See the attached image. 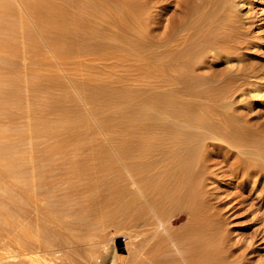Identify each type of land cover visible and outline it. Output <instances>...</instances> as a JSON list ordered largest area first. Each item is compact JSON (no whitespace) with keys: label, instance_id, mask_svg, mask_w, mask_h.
<instances>
[{"label":"rangeland","instance_id":"obj_1","mask_svg":"<svg viewBox=\"0 0 264 264\" xmlns=\"http://www.w3.org/2000/svg\"><path fill=\"white\" fill-rule=\"evenodd\" d=\"M38 1L0 0V264H184L188 254L213 264H264V176L229 170L246 157L242 142L240 148L264 151V0H146L148 26H134L141 34L127 38L134 47L119 50L124 57L117 60L112 47L94 48L114 43L105 35L118 31L96 24L85 12L87 0H66L64 8L62 0L43 2L77 15L76 29L65 19L60 29L50 26L42 12L35 17ZM87 16L99 27L95 34L80 24ZM161 97H170L176 115L190 114L191 128L202 135L195 175L209 196L210 219L200 215L195 248L179 240L189 216L166 199L154 209L158 196L149 203L134 192L116 157L129 137L126 126L120 140L119 105ZM151 133L164 132L143 134ZM51 148L59 150L54 158ZM241 177L247 186L240 190ZM172 234L180 238L170 240Z\"/></svg>","mask_w":264,"mask_h":264},{"label":"bare ground","instance_id":"obj_2","mask_svg":"<svg viewBox=\"0 0 264 264\" xmlns=\"http://www.w3.org/2000/svg\"><path fill=\"white\" fill-rule=\"evenodd\" d=\"M7 1V0H6ZM38 1V0H37ZM40 1V0H39ZM35 3L34 5L37 7H34L37 10L35 17H38L39 12H42V14L44 13L43 16H46L45 19L50 23V26L56 25V27H58L59 29L62 28V19H65L64 23H70L74 28V24H77V21H75L77 19V15L76 17H69L67 16V14L65 13L66 11L63 10L64 6H65V1L63 2L62 0V4L63 8L61 9L60 7H62L61 5H59L57 8L54 6L49 7L47 2L46 4L43 3L44 0H42L41 4H38L40 2ZM52 3L53 0H49ZM84 1V0H83ZM176 1V0H175ZM200 1V0H199ZM203 4H204V0ZM223 1V0H222ZM221 1V2H222ZM50 2V3H51ZM61 2V1H60ZM110 2L112 4H110ZM150 2V1H149ZM177 2V1H176ZM191 2V1H190ZM198 2V1H197ZM29 3V2H28ZM120 3H122L123 5H119ZM147 3L148 1L146 0H98V2L93 1L92 0H87L85 3V7H86V11L87 14L92 17L93 19H96V24L99 22L100 25H103L102 22H104V24L106 23L108 26H110L112 29L116 28L117 30H112L115 31L117 33H113L112 35H105L106 38L111 39L112 41H114V43H109L107 44V42H103L101 43V46H99V43L96 44L94 43V48H100L102 51V47H105V50H107L108 46L109 48H113L112 49V53H114V58L115 55H120L122 56V53L120 54L118 51L119 50H129L131 48V45L133 46L132 41L131 43H129V41H127L128 37L130 36H139L141 33L139 31H137V29H134V26L137 27L136 25H141V26H145L146 22H148V16L143 15V12L147 9H145L147 7ZM213 3V1H212ZM223 3V2H222ZM168 4V3H167ZM196 4V3H195ZM234 4V3H233ZM32 5V4H31ZM52 5V4H51ZM119 5V6H118ZM150 5V4H149ZM148 5V6H149ZM178 5H180V1H178ZM177 5V6H178ZM182 5V3H181ZM180 5V6H181ZM197 5V4H196ZM202 5V4H201ZM200 5V6H201ZM207 5V4H206ZM72 6V5H71ZM183 6V5H182ZM198 6V5H197ZM83 7V6H81ZM176 7V6H175ZM70 8V7H69ZM183 8V7H182ZM186 8V7H185ZM201 8V7H200ZM209 8V7H207ZM226 8V7H224ZM40 9L42 11H40ZM83 9V8H82ZM194 9V8H193ZM197 9V7L195 8ZM222 9V7L220 8ZM67 10V9H66ZM84 10V9H83ZM203 11V8L200 9ZM224 10V9H223ZM31 11V10H30ZM69 11V10H68ZM206 11V9H205ZM76 12V11H75ZM91 12V13H90ZM199 12V11H198ZM219 12V11H218ZM217 12V13H218ZM223 12V11H222ZM221 12V13H222ZM68 13V12H67ZM70 13V12H69ZM82 13V12H80ZM90 13V14H89ZM201 13V12H200ZM229 13V12H228ZM76 14V13H75ZM170 14V13H169ZM186 14V13H185ZM204 14V13H203ZM226 14V12L224 13ZM223 14V15H224ZM72 15V14H71ZM181 15V14H180ZM87 16L84 18H79L80 24H82L81 22L85 23V29L87 30V33H94L98 31V28H95L94 25L90 24L92 19ZM179 17V16H178ZM182 17V16H181ZM42 18V17H41ZM195 18V16H194ZM199 18V17H198ZM202 18V17H201ZM214 18V17H213ZM212 18V19H213ZM38 19V18H37ZM191 19V18H190ZM43 20V19H42ZM78 20V21H79ZM207 20V19H206ZM38 21V20H37ZM177 21V20H176ZM175 21V22H176ZM188 21V20H187ZM230 21V20H229ZM228 21V22H229ZM14 22V21H13ZM94 22V23H95ZM151 22V21H150ZM161 22V21H160ZM192 22V21H191ZM195 22L196 19H195ZM208 22V21H207ZM227 22V23H228ZM79 23V22H78ZM93 23V24H94ZM153 23V22H152ZM170 25L173 24L172 20H169ZM200 23V22H199ZM210 23V22H209ZM207 23V24H209ZM226 23V24H227ZM233 23V22H232ZM43 24V23H42ZM52 24V25H51ZM144 24V25H143ZM182 24V23H181ZM194 24V22H193ZM197 24V23H196ZM211 24V23H210ZM217 24V23H216ZM48 25V24H47ZM147 25V24H146ZM175 25V24H174ZM178 25V23H177ZM191 25V24H190ZM205 25V24H204ZM82 26V25H81ZM94 26V27H93ZM97 26V25H96ZM140 26V27H141ZM148 26V25H147ZM173 26V25H172ZM213 26V25H212ZM42 27V26H41ZM76 27V26H75ZM102 27V26H100ZM174 27V26H173ZM177 27V26H176ZM207 27V26H206ZM210 28V26H208ZM221 27V26H220ZM1 28V27H0ZM50 28V27H49ZM71 28V27H70ZM104 28H106L104 26ZM103 28V29H104ZM147 28V27H145ZM191 28V27H190ZM58 29V30H59ZM76 29V28H74ZM142 29V28H141ZM219 29V28H218ZM83 30V29H82ZM105 30V29H104ZM139 30V29H138ZM169 30V29H168ZM188 30V29H187ZM74 31V30H72ZM72 31H68V33H72L71 36H73V32ZM77 31V30H75ZM74 31V32H75ZM85 31V30H84ZM107 31V30H106ZM111 31V32H112ZM204 31V30H203ZM182 32V31H181ZM188 32V31H187ZM174 32H168V36H166L165 38H170L173 35ZM185 33V32H183ZM64 34V32H63ZM95 34V33H94ZM100 34V33H99ZM110 34V32L108 33ZM199 34V33H197ZM81 35V34H80ZM8 36V35H7ZM90 36V35H89ZM97 36V35H96ZM103 36V35H102ZM174 36V35H173ZM172 36V37H173ZM180 36V35H179ZM178 36V37H179ZM75 37V36H73ZM171 37V38H172ZM186 37V36H185ZM195 37V36H194ZM72 39V38H71ZM77 39V38H76ZM82 39V38H81ZM86 39V38H85ZM90 39V38H89ZM141 39V38H140ZM147 39V38H146ZM145 39V40H146ZM193 39V38H192ZM223 39V38H222ZM73 40V39H72ZM78 40V39H77ZM84 40V39H83ZM81 40V41H83ZM104 40V38H103ZM133 40V39H132ZM182 40V39H181ZM55 41V40H54ZM53 41V44H54ZM61 41V40H59ZM88 41V40H85ZM96 41V40H95ZM94 41V42H95ZM189 41V40H188ZM191 41V38H190ZM31 42V41H30ZM89 42V41H88ZM171 42V41H170ZM184 42V41H183ZM226 42V41H225ZM229 42V41H228ZM59 43V42H58ZM80 43V42H79ZM86 43V42H85ZM91 45L93 44L92 41H90ZM89 43V44H90ZM202 43V42H201ZM208 43V42H206ZM205 44V43H204ZM218 44V43H217ZM134 45H137L134 43ZM143 45V44H142ZM233 45V44H232ZM139 47V45H137ZM215 46V44L213 45V47ZM71 47V46H70ZM80 47V45H79ZM134 47V46H133ZM212 47V46H211ZM218 47V46H217ZM222 47V46H221ZM225 48V46H223ZM140 48V47H139ZM153 48V47H152ZM158 48V47H156ZM232 48V47H231ZM99 49V50H100ZM159 49V48H158ZM212 49V55L217 56L218 52H220L215 48H210ZM21 50V49H20ZM88 50V49H87ZM92 50V49H91ZM131 50V49H130ZM218 50V52H217ZM226 50H228L226 48ZM156 51V50H155ZM223 51V50H222ZM108 52V51H107ZM117 52L119 54H117ZM128 53V52H126ZM125 53V54H126ZM225 53V52H224ZM102 54V53H101ZM106 54V53H104ZM124 54V53H123ZM130 54V53H129ZM195 54V53H194ZM103 55V54H102ZM107 55H110L109 53ZM170 55V54H169ZM222 55V54H221ZM105 56V55H104ZM128 56V55H127ZM126 56V57H127ZM149 56V54L147 55ZM186 56V55H185ZM196 56V54H195ZM111 57V55H110ZM139 57V56H137ZM173 57V56H172ZM171 57V58H172ZM119 58V56H118ZM129 58V56H128ZM132 58V57H131ZM154 58V57H153ZM165 58V57H164ZM180 58V57H179ZM188 58V57H187ZM133 59V58H132ZM157 59V58H156ZM169 59V58H168ZM174 59V58H173ZM176 59V57H175ZM195 59V58H194ZM106 60V59H105ZM117 60V58H116ZM130 60V59H129ZM166 60V59H165ZM186 60V59H185ZM126 61V60H125ZM124 61V63H125ZM156 61V60H155ZM179 61V60H178ZM183 61V60H182ZM118 62V61H117ZM123 62V60H122ZM172 62V61H171ZM138 63V62H137ZM118 64V63H117ZM147 67V66H146ZM152 67V66H151ZM171 67V66H170ZM30 68V67H29ZM142 68V67H141ZM239 70V69H238ZM246 72V71H245ZM249 73V72H248ZM134 74V73H133ZM120 75V74H119ZM124 76V75H122ZM121 77V76H120ZM122 83V82H121ZM29 85V83H28ZM35 85V84H34ZM31 88V87H30ZM125 88V87H124ZM190 88V87H189ZM25 89V88H24ZM28 89V88H26ZM34 89V87L32 88ZM38 89V88H37ZM124 91V90H123ZM177 92V91H176ZM32 93V92H31ZM30 93V94H31ZM139 93V92H138ZM168 93V92H167ZM34 94V92H33ZM37 94V93H36ZM117 95V94H116ZM122 95V94H121ZM153 95V94H152ZM167 95V94H166ZM170 95V94H169ZM186 95V94H185ZM32 96V95H31ZM118 97V96H117ZM162 98V97H161ZM170 98V97H169ZM167 97H164L161 99L160 102H155L153 103L152 100H150L151 103H149L148 105H146V103H143V101L140 100H135V103H129L128 106L126 107L124 104L123 105H119L118 108V115H119V123L121 124L119 127L122 126V128L120 130L123 129V127L126 128V126L128 127L127 132L128 133V137L127 133L125 136H127L130 140L129 142L126 141V138H123L125 140V142L128 143V145H125L124 140L122 139V141H120V145L118 144V150L116 151L117 154V160H119L118 162L122 165V169H126L127 173L129 175V179L132 185H134V192L135 190H137V192L139 194H143L144 198L146 201H148L149 203L153 200L152 197H154V195L158 196V200L156 201L155 197V201L158 202L156 205L153 204L152 206L155 207L154 209H156V207H160V204H162V202H165L167 200V202H170L173 205H178V210L183 211V213L187 214V216H189V219L185 222L186 225L185 227V232L186 234L184 235H180L182 236V239L180 237H176L173 236L174 234L171 235V239L174 238L175 239H179V240H188L189 244L191 246H193L194 248L196 247L194 240H198L196 238L195 235H199L200 233V227L202 226L201 223V217L200 215H203L202 217L205 218V221H207L206 219H210L209 217L206 218L207 215V211L210 209V207L207 203V196L208 194H206L203 192L202 190V177L200 178V176H196V172H198V168H200V165H198V157L200 156L199 151L197 148V141L199 140V138H202V135L200 137V134H197L191 127L192 124H190L188 122V118H190V114H186V116L180 117L177 114V108H175L171 102L170 99ZM32 99V98H31ZM34 99V98H33ZM151 99V98H150ZM195 99V98H194ZM35 100V99H34ZM172 100V99H171ZM200 100V99H199ZM159 101V100H158ZM121 102V101H120ZM125 99L122 100V103H125ZM145 102V101H144ZM147 102V101H146ZM8 103V102H7ZM121 103V104H122ZM148 103V102H147ZM174 104V103H173ZM188 104V103H187ZM4 105V104H3ZM175 105V104H174ZM177 105V104H176ZM197 105V104H196ZM200 106V105H199ZM201 107V106H200ZM7 108V107H6ZM101 109V108H100ZM197 109V108H196ZM117 110V109H116ZM191 110V109H190ZM224 110V109H223ZM98 111V110H97ZM193 112V111H192ZM191 113V112H190ZM32 116V114H31ZM169 118V119H167ZM151 121H154V125H149ZM156 121V122H155ZM159 121V122H157ZM34 123V122H33ZM118 123V124H119ZM223 125V124H222ZM238 126V125H237ZM34 129V128H33ZM125 129V130H126ZM162 130L164 133L163 135H159V134H152L151 135H147L145 136L144 134L147 132H152L155 130ZM244 130V129H243ZM35 131V130H34ZM124 130L119 131L120 135V140L121 137H123V132ZM202 131V130H201ZM205 131V130H204ZM46 132V131H45ZM121 132V133H120ZM249 132V131H248ZM259 132V131H258ZM261 132V131H260ZM144 133V134H143ZM231 134V133H230ZM247 134V133H246ZM256 134V133H255ZM237 135V134H236ZM235 135V137H236ZM247 135H251L252 137V132L251 134H247ZM246 135V136H247ZM254 135V134H253ZM257 135H261L260 133ZM213 136V134H212ZM233 137V135H231ZM231 137V138H232ZM238 137V136H237ZM236 137V138H237ZM257 136L255 135V139ZM261 137V136H259ZM263 137V136H262ZM161 138V139H160ZM217 138V137H216ZM119 139V138H118ZM205 139V138H204ZM234 138L230 139L229 137V142L230 144H232L233 142L231 140H233ZM242 139V138H241ZM249 139V137H248ZM251 139V138H250ZM250 139H249V143H250ZM252 138V141L255 140ZM262 139V138H260ZM47 140V139H46ZM46 140L44 142H46ZM158 140L159 143L157 142ZM177 140V141H176ZM235 140V139H234ZM233 140V141H234ZM259 140V139H258ZM257 140V141H258ZM48 141V140H47ZM176 141V142H175ZM220 141V140H219ZM222 141V140H221ZM237 141V140H236ZM248 141V140H246ZM43 142V143H44ZM49 142V141H48ZM232 142V143H231ZM235 142V141H234ZM254 142V141H253ZM263 142V140H262ZM42 143V142H41ZM170 143V144H169ZM199 143V142H198ZM239 143V142H237ZM236 143V145H237ZM246 143V142H242ZM240 144V143H239ZM239 145V149L240 152L243 153L244 155H246V157L244 158H236L234 160V162L232 163L233 165H231L230 163V171L233 172L234 175L239 174H257L259 175L262 179V176H264V151L263 149L260 150V147L257 146V148L255 149H247L245 146ZM247 144V143H246ZM260 144V143H259ZM234 145V146H232ZM231 147H235V144H232ZM244 145V144H243ZM261 145V144H260ZM51 146V143L50 145ZM48 146V148H49ZM203 146V145H202ZM230 147V148H231ZM264 147V146H263ZM206 148V146H205ZM236 148V147H235ZM234 148V149H235ZM259 148V149H258ZM47 149V148H46ZM208 149V148H207ZM239 149L236 148L235 151H237L238 153H236V155L239 154ZM51 153L52 156L51 158L59 153L58 149L55 148H51ZM44 151V150H43ZM47 151V150H46ZM240 153V154H241ZM243 154H241L243 156ZM46 156V155H45ZM240 156V155H238ZM204 157V156H203ZM236 157V156H235ZM54 158V157H53ZM205 159V158H203ZM200 160V159H199ZM206 161H204L205 163ZM207 163V162H206ZM242 164L246 165V167H243ZM120 165V166H121ZM42 166V165H41ZM205 166V165H204ZM232 166V167H231ZM125 170V171H126ZM209 171V170H208ZM229 171V172H230ZM120 174V173H119ZM232 174V173H231ZM1 169H0V181L3 180L1 178ZM234 179V178H233ZM264 179V178H263ZM235 180V179H234ZM239 181V180H238ZM252 181V180H251ZM263 181V180H262ZM4 182V181H3ZM264 182V181H263ZM2 183V182H1ZM121 184V183H120ZM249 184V183H248ZM253 184V183H252ZM251 184V185H252ZM256 184V183H255ZM1 185V184H0ZM258 185V184H257ZM262 185V182H261ZM260 185V186H261ZM201 186V188H200ZM245 186H247L246 183V179L241 177L240 180V184L238 185V187L240 188H244ZM251 187V186H249ZM252 188H254L252 186ZM206 189V188H205ZM249 190L246 191V197L250 195L251 197V193L253 191H251V188H248ZM255 189V188H254ZM2 190V189H1ZM156 192V193H153ZM206 192V191H205ZM153 194V196H152ZM161 194V195H160ZM163 194V196H162ZM236 194V193H235ZM254 194V193H253ZM142 196V195H140ZM160 196V197H159ZM162 196V197H161ZM255 196V195H254ZM143 197V196H142ZM249 197V199H250ZM150 198V199H149ZM163 198V199H161ZM252 198V197H251ZM257 198V197H255ZM259 198V197H258ZM150 201H149V200ZM152 199V200H151ZM166 199V200H165ZM210 199V198H209ZM243 199V198H242ZM241 199V200H242ZM261 199V197H260ZM4 200V198H3ZM164 200V201H163ZM154 201V202H155ZM162 201V202H161ZM243 201V200H242ZM241 201V202H242ZM260 201V200H259ZM258 201V202H259ZM205 202V203H204ZM148 203V205H149ZM153 203V202H152ZM166 203V202H165ZM169 203V204H170ZM6 204V203H5ZM151 205V204H150ZM252 205V204H251ZM2 207V205H1ZM151 207V206H150ZM149 207V208H150ZM209 207V208H208ZM22 208V207H21ZM159 210V209H158ZM147 211V210H146ZM154 211V210H153ZM160 211V210H159ZM251 211V210H250ZM156 214V211H154ZM210 212V211H209ZM150 213V212H149ZM153 213V212H152ZM161 213V212H160ZM163 213V212H162ZM211 214V213H210ZM260 216V215H259ZM150 217V216H149ZM152 217V216H151ZM155 217V216H153ZM156 218V217H155ZM218 218V217H217ZM128 219V218H127ZM159 219V218H158ZM166 219V218H165ZM213 219V218H212ZM211 219V221H212ZM147 221V220H146ZM166 221V220H165ZM164 221V222H165ZM148 222V221H147ZM209 222V221H207ZM215 222V221H214ZM162 223V221H161ZM206 224V222H205ZM158 225V224H157ZM204 225V224H203ZM153 226V225H151ZM211 226V225H210ZM215 226V225H214ZM206 228V226H205ZM155 230V229H154ZM206 230V229H205ZM211 231V230H210ZM181 233V232H180ZM203 234V233H202ZM220 234V233H219ZM168 235V234H167ZM170 235V234H169ZM176 235V234H175ZM173 236V237H172ZM195 236V237H194ZM208 236V235H207ZM212 237V236H211ZM223 237V235H222ZM158 238V237H157ZM170 238V237H169ZM200 238V236H199ZM208 238V237H207ZM204 239V238H203ZM162 240V239H161ZM200 240V239H199ZM202 240V239H201ZM160 242V241H159ZM180 242V241H179ZM203 242V241H202ZM198 243H201V241H199ZM196 243V244H198ZM202 244V243H201ZM220 244V243H219ZM207 245V244H206ZM163 247V246H162ZM200 247V246H199ZM203 247H205L203 245ZM210 248V246H209ZM159 249V248H158ZM161 249V248H160ZM205 249V248H204ZM203 249V250H204ZM132 250V249H131ZM193 250V248H192ZM202 250V251H203ZM208 250V248H207ZM199 251V250H196ZM113 252V251H112ZM184 252V251H183ZM186 252V251H185ZM201 253V251H199ZM207 252V251H206ZM209 252V251H208ZM191 253V252H190ZM198 253V252H197ZM199 253V255H200ZM206 254V253H205ZM213 254V253H212ZM192 255H183L182 256V263L184 264H213V258H209L206 257L204 260L202 261H197V259H193ZM196 255V254H195ZM198 255V254H197ZM198 255V256H199ZM217 255V254H216ZM187 256V257H185ZM197 256V257H198ZM213 256V255H212ZM215 256V255H214ZM196 257V256H194ZM69 258V257H68ZM107 258V257H106ZM111 259V258H110ZM117 259V258H116ZM217 259V258H216ZM60 260V259H59ZM112 260V259H111ZM110 260V261H111ZM176 260V259H175ZM175 260L173 261V263L175 262ZM197 261V262H196ZM216 261V260H215ZM169 262V261H168ZM262 262V261H261ZM75 263V262H73ZM86 263V262H85ZM178 263V262H177ZM228 263V262H227ZM240 263V262H239ZM260 263V262H259ZM103 264V263H102ZM113 264V262H112ZM176 264V263H174Z\"/></svg>","mask_w":264,"mask_h":264}]
</instances>
